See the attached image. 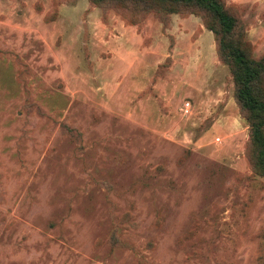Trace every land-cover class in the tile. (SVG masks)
I'll return each instance as SVG.
<instances>
[{"label":"rangeland","instance_id":"obj_1","mask_svg":"<svg viewBox=\"0 0 264 264\" xmlns=\"http://www.w3.org/2000/svg\"><path fill=\"white\" fill-rule=\"evenodd\" d=\"M226 1L264 53V0ZM126 13L0 0V264H264V176L213 31Z\"/></svg>","mask_w":264,"mask_h":264},{"label":"trees","instance_id":"obj_2","mask_svg":"<svg viewBox=\"0 0 264 264\" xmlns=\"http://www.w3.org/2000/svg\"><path fill=\"white\" fill-rule=\"evenodd\" d=\"M102 7L113 6L129 11L133 24L142 23L150 13L165 25L170 15L200 16L213 31L216 52L221 63L228 65L234 81V97L241 115L248 121L249 135L245 152L254 172L264 176V53L255 52L248 38V27L239 4L226 0H91Z\"/></svg>","mask_w":264,"mask_h":264},{"label":"built area","instance_id":"obj_3","mask_svg":"<svg viewBox=\"0 0 264 264\" xmlns=\"http://www.w3.org/2000/svg\"><path fill=\"white\" fill-rule=\"evenodd\" d=\"M190 108H191V101H187V102L185 103V110H186V111H189ZM217 141H221L219 137H217Z\"/></svg>","mask_w":264,"mask_h":264},{"label":"crops","instance_id":"obj_4","mask_svg":"<svg viewBox=\"0 0 264 264\" xmlns=\"http://www.w3.org/2000/svg\"><path fill=\"white\" fill-rule=\"evenodd\" d=\"M218 58V57H217Z\"/></svg>","mask_w":264,"mask_h":264}]
</instances>
